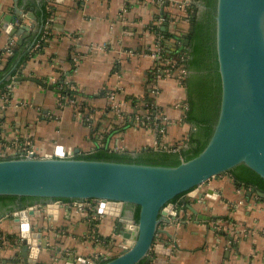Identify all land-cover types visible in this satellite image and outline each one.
<instances>
[{"label": "crops", "instance_id": "obj_1", "mask_svg": "<svg viewBox=\"0 0 264 264\" xmlns=\"http://www.w3.org/2000/svg\"><path fill=\"white\" fill-rule=\"evenodd\" d=\"M192 2L0 0V23L15 10L24 14L10 31L0 25V53L7 46L19 50L18 58L28 52L9 82L10 96H0V146L14 155L13 143L29 139L38 156L53 154L59 145L65 152L98 145L117 151L180 148L190 131L183 120L185 89L175 77L154 79L150 53L156 40L171 47L176 35L185 34L184 4ZM20 26L24 30L18 33ZM60 78L88 97L75 102L89 122L72 106L58 105L53 86ZM111 89L124 101L125 114L109 106ZM143 115L149 119L135 120ZM45 204L38 202L39 213L29 215L33 232L40 233L36 264H64L79 256L90 262L120 250L114 245L118 220L98 213L96 204L58 200L56 215ZM173 207V224H160L173 238L157 236L171 252L153 253L149 264H264V197L238 186L227 173L200 184L193 196H179ZM19 233L11 213L0 216V264H26Z\"/></svg>", "mask_w": 264, "mask_h": 264}, {"label": "water", "instance_id": "obj_2", "mask_svg": "<svg viewBox=\"0 0 264 264\" xmlns=\"http://www.w3.org/2000/svg\"><path fill=\"white\" fill-rule=\"evenodd\" d=\"M23 15L15 10L4 17L10 22L0 25L10 31ZM214 21L220 101L211 136L198 154L173 166L75 158L78 148L65 152L60 145L43 156L14 154L0 158V195L38 197L53 215L59 198L79 206L91 201L98 213L118 220L115 231L120 237L114 245L120 250L100 264H149L153 253L171 252L157 236L161 232L172 237L160 224H173L169 218L177 215L171 201L175 196H193L200 184L239 164L264 179V0H216ZM23 30L20 26L18 33ZM249 191L264 197L258 189ZM37 203L5 211L19 224L20 255L26 264H36L40 233L33 232L29 215L39 213ZM130 206H138L137 219ZM64 264L95 263L79 256Z\"/></svg>", "mask_w": 264, "mask_h": 264}, {"label": "trees", "instance_id": "obj_3", "mask_svg": "<svg viewBox=\"0 0 264 264\" xmlns=\"http://www.w3.org/2000/svg\"><path fill=\"white\" fill-rule=\"evenodd\" d=\"M195 1L203 4L204 8L200 9L194 2L189 4V8L194 9L188 15V25H192L191 32L187 28L183 36L176 35V39L174 38L175 42L171 47L165 45L164 39L161 38L159 40L162 48L160 54L163 57L175 60L177 62L176 68L182 66L185 69V74L182 78L186 95L183 120L190 125L185 144L176 150L146 148L137 151L136 154H132L129 150L116 151L109 149L105 145H98L89 151H79L73 157L173 166L177 165L181 160L192 158L204 148L217 120L221 90L215 51L214 15L216 0ZM187 34H189L188 42L184 44ZM169 35L174 37V34ZM165 37L167 36L163 35V38ZM27 53L18 58L19 50L16 47H12L11 52L6 55L3 52L0 53V61L3 60L5 62L3 67L0 68V96H10V93L6 92L5 86L16 75L19 65L27 58ZM159 65L162 64L160 63ZM62 80L60 78L53 86L57 97L64 95L87 102L88 97L77 89L71 91L63 86L59 88L58 86ZM128 99L132 103L136 101L134 98ZM146 99L150 100L151 98L146 97ZM141 102L144 103V100ZM151 104L153 105V103ZM154 109L151 108L152 113ZM94 128L95 131H99L100 123H96ZM0 148L4 147L0 146ZM10 156L9 154L0 155V158H8ZM226 173L238 186L244 189L254 188L264 192V179L245 165H236ZM179 196H175L171 201L176 202ZM59 200L72 201V199L68 198H59ZM39 201L38 197L32 196L0 195V213L13 207L21 208ZM130 209H133V217L137 219L138 206L134 208L130 206ZM102 262L104 260L99 262V264ZM140 264H144V262L142 261Z\"/></svg>", "mask_w": 264, "mask_h": 264}, {"label": "built area", "instance_id": "obj_4", "mask_svg": "<svg viewBox=\"0 0 264 264\" xmlns=\"http://www.w3.org/2000/svg\"><path fill=\"white\" fill-rule=\"evenodd\" d=\"M160 2H164V0H159ZM184 7L189 11V3L184 4ZM188 22V19H186ZM161 45L159 44V40H156L155 43V49L150 53L151 57L155 60L154 68L152 70V73L154 75V79L160 80L162 78H168V77H175L179 84L183 86L182 84V78L185 74V69L180 66L179 68H176L177 62L175 60H171L169 58L163 57L160 52H161ZM11 52V47L7 46L5 50H3V53L6 55L7 53ZM162 65H159V64ZM54 80V79H53ZM66 87L68 90L75 91L77 88L74 85V83L71 80L68 79H63L60 84L59 88ZM11 87L10 83H8L5 86V90L7 91ZM106 96L108 98V103L109 106L115 113H120V114H125L124 113V101L118 99V93L116 90H108L106 93ZM57 103L60 107L62 106H72L78 116L82 118L83 121L89 120V117L86 115V113L81 110V107L79 104L75 102L74 98L71 97H66L64 95L58 96ZM149 119V115H143V116H136L135 120H141L142 118ZM13 148H16L17 151L15 152L16 154H23V155H31V156H37L38 152L33 143L29 139H25L22 142H15L13 143ZM116 150V149H114ZM166 150H169V148H166ZM171 150H176V148H171ZM117 151V150H116ZM8 152L5 150V148H0V155H6ZM4 239V236L0 234V240ZM21 242L19 238V243ZM93 259V262L95 264H98L99 261L106 259L108 257H105L102 255L101 257H91Z\"/></svg>", "mask_w": 264, "mask_h": 264}, {"label": "rangeland", "instance_id": "obj_5", "mask_svg": "<svg viewBox=\"0 0 264 264\" xmlns=\"http://www.w3.org/2000/svg\"><path fill=\"white\" fill-rule=\"evenodd\" d=\"M192 3H193V2H192ZM192 3H191V4H192ZM188 10H189V11H188V15H189L194 9L189 8ZM125 118H128V116L126 115ZM37 156H38V155H37ZM115 254H116V253H115ZM115 254H113V255H115ZM113 255H111V256H113Z\"/></svg>", "mask_w": 264, "mask_h": 264}, {"label": "flooded vegetation", "instance_id": "obj_6", "mask_svg": "<svg viewBox=\"0 0 264 264\" xmlns=\"http://www.w3.org/2000/svg\"><path fill=\"white\" fill-rule=\"evenodd\" d=\"M201 9V8H200ZM181 196V195H180Z\"/></svg>", "mask_w": 264, "mask_h": 264}]
</instances>
